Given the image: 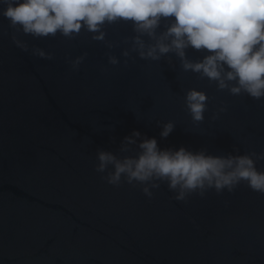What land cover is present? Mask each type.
<instances>
[{
    "label": "water",
    "instance_id": "95a60500",
    "mask_svg": "<svg viewBox=\"0 0 264 264\" xmlns=\"http://www.w3.org/2000/svg\"><path fill=\"white\" fill-rule=\"evenodd\" d=\"M103 30V41L84 30L74 39H34L0 16V264H264V194L246 182L177 200L164 182L113 186L94 170L96 152L121 154L133 130L161 148L260 153L264 99L218 91L183 71L172 53L139 58L130 22ZM33 47L53 59L33 56ZM85 53L73 72L65 57ZM109 55L119 63L109 64ZM186 55L203 53L189 48ZM189 88L208 96L201 122L184 108ZM168 120L174 129L162 139ZM256 166L264 170V160Z\"/></svg>",
    "mask_w": 264,
    "mask_h": 264
},
{
    "label": "clouds",
    "instance_id": "9594fccd",
    "mask_svg": "<svg viewBox=\"0 0 264 264\" xmlns=\"http://www.w3.org/2000/svg\"><path fill=\"white\" fill-rule=\"evenodd\" d=\"M0 16L10 28L34 39L57 35L74 39L84 30L92 34V40L103 41L105 24L130 22L136 33L133 50L139 58L158 61L172 53L183 71L206 78L218 91L264 99V0H0ZM143 37L151 43L146 44ZM12 40L21 50H28L22 40L15 36ZM189 48L202 52V57L189 59ZM32 55L53 59L51 52L39 47H33ZM85 56L65 57V61L77 72ZM108 63L119 61L109 55ZM183 104L193 121L204 120L208 105L204 91L187 89ZM160 127V137L167 138L174 123L168 120ZM119 152H96L94 170L113 186L123 181L158 188V182H164L178 193L175 199L183 200L207 188L231 192L244 181L251 190L264 194V170L256 166L264 160V151L216 155L184 146L161 148L155 137L133 130L123 137ZM142 191L152 196L148 186Z\"/></svg>",
    "mask_w": 264,
    "mask_h": 264
}]
</instances>
